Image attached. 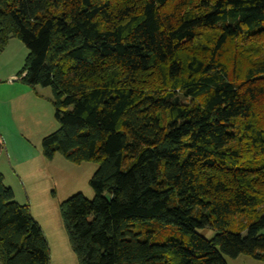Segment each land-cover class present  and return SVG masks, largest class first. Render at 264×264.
Listing matches in <instances>:
<instances>
[{
    "label": "trees",
    "instance_id": "obj_1",
    "mask_svg": "<svg viewBox=\"0 0 264 264\" xmlns=\"http://www.w3.org/2000/svg\"><path fill=\"white\" fill-rule=\"evenodd\" d=\"M11 39L17 80L52 91L45 158L98 163L94 197L61 206L78 264L264 262V0H0V53ZM0 264H49L1 174Z\"/></svg>",
    "mask_w": 264,
    "mask_h": 264
},
{
    "label": "rangeland",
    "instance_id": "obj_2",
    "mask_svg": "<svg viewBox=\"0 0 264 264\" xmlns=\"http://www.w3.org/2000/svg\"><path fill=\"white\" fill-rule=\"evenodd\" d=\"M4 49L0 53V80H3L0 82V174L4 177L3 183L12 190L16 203L28 206L33 220L40 226L48 242L50 264H78L64 229L61 206L75 194L88 200L94 197L89 181L98 163L76 164L58 153L51 159L45 158L41 141L59 127L54 116L52 91L49 87L26 86L17 80L16 74L28 53L18 39H11ZM10 72L16 80L5 81ZM258 211L264 215V204ZM247 222H250L248 217L238 215L227 230L237 232L240 225ZM137 233L153 243H161L171 236L181 238L175 228L155 224L144 225ZM196 233L211 239L215 231L207 227ZM182 240L186 241L187 237L183 236ZM224 260L226 264H264L246 256L224 257Z\"/></svg>",
    "mask_w": 264,
    "mask_h": 264
},
{
    "label": "crops",
    "instance_id": "obj_3",
    "mask_svg": "<svg viewBox=\"0 0 264 264\" xmlns=\"http://www.w3.org/2000/svg\"><path fill=\"white\" fill-rule=\"evenodd\" d=\"M9 42H10V40H9ZM9 42H8V44H9ZM8 44H7V46H8ZM4 50H5V49H4ZM4 50H3V51H4ZM2 79H4V77H3ZM5 79H6L5 81H14V80H16V78H15V76H13L12 72L8 73ZM0 82L2 83L3 80H0ZM1 150H2V147H1ZM0 152H1V151H0ZM3 178H4V177H3ZM43 235H44V234H43ZM44 237H45V236H44ZM45 240H46V238H45ZM46 241H47V240H46ZM47 243H48V242H47ZM49 264H50V258H49Z\"/></svg>",
    "mask_w": 264,
    "mask_h": 264
},
{
    "label": "water",
    "instance_id": "obj_4",
    "mask_svg": "<svg viewBox=\"0 0 264 264\" xmlns=\"http://www.w3.org/2000/svg\"><path fill=\"white\" fill-rule=\"evenodd\" d=\"M0 151H1V146H0Z\"/></svg>",
    "mask_w": 264,
    "mask_h": 264
}]
</instances>
